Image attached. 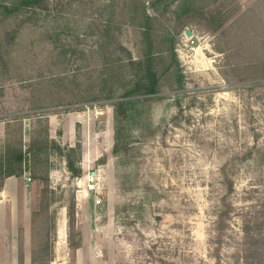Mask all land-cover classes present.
Masks as SVG:
<instances>
[{"label":"rangeland","instance_id":"1","mask_svg":"<svg viewBox=\"0 0 264 264\" xmlns=\"http://www.w3.org/2000/svg\"><path fill=\"white\" fill-rule=\"evenodd\" d=\"M146 11L157 92L126 98L145 81ZM29 146L0 264H264V0L0 8V158Z\"/></svg>","mask_w":264,"mask_h":264},{"label":"trees","instance_id":"2","mask_svg":"<svg viewBox=\"0 0 264 264\" xmlns=\"http://www.w3.org/2000/svg\"><path fill=\"white\" fill-rule=\"evenodd\" d=\"M43 0H21L17 5L8 6V5H1L0 8H3V11L6 14H12L17 12L19 9L25 6H33L40 4ZM144 37L146 43L149 44V50L146 55V62L144 67V85L135 86L130 91H128L124 96L127 98L132 95H139V94H154L157 92V84H158V76L157 73L154 71L153 63L154 58L152 55V48H151V21L148 12L146 11V19L144 23ZM128 103L127 100H120L114 104V111H115V124H116V136H115V148L114 151L118 152L120 141H122L123 136L122 133L124 131V122L127 119L128 114ZM57 146V147H56ZM56 148L61 152V147L56 144ZM31 147L29 146L27 150L24 152L20 150H13L9 151L4 157L0 158V188L3 186L4 181L7 177L13 175H21L24 172V167L16 170L12 165L13 164H22L24 158L28 153H30ZM3 158V159H2ZM13 167V168H12ZM67 167L68 170L71 171L73 175H79L81 173V169L76 167L74 162L71 158L67 157ZM29 172V170H28ZM30 173V172H29Z\"/></svg>","mask_w":264,"mask_h":264},{"label":"crops","instance_id":"3","mask_svg":"<svg viewBox=\"0 0 264 264\" xmlns=\"http://www.w3.org/2000/svg\"><path fill=\"white\" fill-rule=\"evenodd\" d=\"M26 171L21 174V175H13L10 177H7L4 181L3 186L0 188V210H6L7 207V203L6 201H12L14 200L15 195L20 196L22 198V200L24 199V201L27 199V190L24 186L19 187V190L17 189V185L19 183H22L23 185H25V180H26ZM67 222V218L66 215L64 217H62V219L60 220V222L56 221L55 224V240H54V244H57L60 240H59V231H60V227L61 224L64 223V229H65V238L64 241H66V223ZM61 242V241H60ZM63 242V241H62ZM55 247V246H54ZM18 249V248H17ZM55 252V250H54ZM19 251L17 250V258H19Z\"/></svg>","mask_w":264,"mask_h":264},{"label":"water","instance_id":"4","mask_svg":"<svg viewBox=\"0 0 264 264\" xmlns=\"http://www.w3.org/2000/svg\"><path fill=\"white\" fill-rule=\"evenodd\" d=\"M187 35L188 36H191L192 35V32L191 31H187ZM25 165H26V168H25V171L28 172V156L25 157Z\"/></svg>","mask_w":264,"mask_h":264},{"label":"built area","instance_id":"5","mask_svg":"<svg viewBox=\"0 0 264 264\" xmlns=\"http://www.w3.org/2000/svg\"><path fill=\"white\" fill-rule=\"evenodd\" d=\"M26 178H27L28 181L31 180V176H30V173L29 172H26Z\"/></svg>","mask_w":264,"mask_h":264},{"label":"bare ground","instance_id":"6","mask_svg":"<svg viewBox=\"0 0 264 264\" xmlns=\"http://www.w3.org/2000/svg\"><path fill=\"white\" fill-rule=\"evenodd\" d=\"M60 234H61V232H60Z\"/></svg>","mask_w":264,"mask_h":264}]
</instances>
